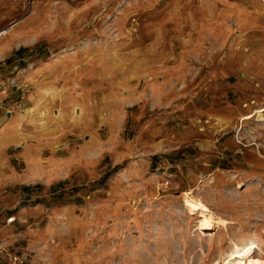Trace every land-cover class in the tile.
I'll return each mask as SVG.
<instances>
[{"label": "rangeland", "instance_id": "rangeland-1", "mask_svg": "<svg viewBox=\"0 0 264 264\" xmlns=\"http://www.w3.org/2000/svg\"><path fill=\"white\" fill-rule=\"evenodd\" d=\"M263 108L264 0H0V264L264 261Z\"/></svg>", "mask_w": 264, "mask_h": 264}, {"label": "bare ground", "instance_id": "bare-ground-1", "mask_svg": "<svg viewBox=\"0 0 264 264\" xmlns=\"http://www.w3.org/2000/svg\"><path fill=\"white\" fill-rule=\"evenodd\" d=\"M7 30L3 32L4 35H6L7 33L11 31L10 29H7ZM263 112H264V108L258 109L254 113V115L243 116L242 120H249L253 118V116H255L256 114H258V117H260V121H262ZM20 114L24 115L25 112L21 111ZM54 115L58 116L59 113L56 112L54 113ZM41 123H44V122H41ZM183 202H184L186 209L188 210V213L190 215L199 213L200 216L203 218L200 225L204 226L203 228L205 229H209V227L211 226V223L214 221L213 213L211 212V210L206 205H204L201 201H198L194 199L193 197H191L188 192L184 193ZM215 221L216 223L224 224L223 220L217 219ZM255 249L256 248L254 247L253 243L246 245L241 250L238 249V247L236 246L235 251L232 252L230 255L232 259L231 261H229L228 264H234V262H237V264H264V261L262 259H259V260L254 259Z\"/></svg>", "mask_w": 264, "mask_h": 264}, {"label": "crops", "instance_id": "crops-1", "mask_svg": "<svg viewBox=\"0 0 264 264\" xmlns=\"http://www.w3.org/2000/svg\"><path fill=\"white\" fill-rule=\"evenodd\" d=\"M54 162V161H53ZM33 170H35L34 168H32V165L30 163H28V171H27V177H25L27 180H29V182H36V180H39L38 178L41 177V173H39V177L36 173L33 172Z\"/></svg>", "mask_w": 264, "mask_h": 264}, {"label": "built area", "instance_id": "built-area-1", "mask_svg": "<svg viewBox=\"0 0 264 264\" xmlns=\"http://www.w3.org/2000/svg\"><path fill=\"white\" fill-rule=\"evenodd\" d=\"M14 217H8V218H6V220H5V224H11V223H13L14 222ZM1 253V252H0ZM18 260V258L17 257H13V261L14 262H16Z\"/></svg>", "mask_w": 264, "mask_h": 264}]
</instances>
